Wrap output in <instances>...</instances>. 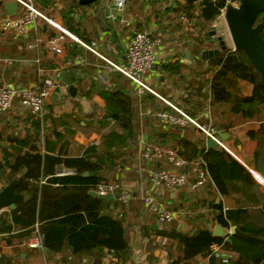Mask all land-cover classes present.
<instances>
[{
    "label": "crops",
    "instance_id": "0c3cea01",
    "mask_svg": "<svg viewBox=\"0 0 264 264\" xmlns=\"http://www.w3.org/2000/svg\"><path fill=\"white\" fill-rule=\"evenodd\" d=\"M150 1H125L122 10L116 8L115 0H97L88 5H81L79 0H37L35 5L54 24L82 43L93 46L100 56L113 63L123 60L127 42L134 32L148 31L153 39L159 38L155 64L145 77V82L160 98L185 114H191L198 124H216L215 129L219 133L229 135L223 142L225 149L218 147L213 150V155L217 156L224 150L249 172L258 188L252 189L247 200L237 191L225 196L218 194L210 181V188L204 185L193 191L188 188L176 193L164 188L152 191L147 172L153 166L146 165L140 158L141 146L146 143L155 145L158 137H166L170 133L181 137L187 132L188 137L194 138L201 136V132L189 125L187 131L161 128L156 115L170 108L150 93L140 94L132 83L128 86L135 99L132 130L121 129L111 117V107L100 95L105 88H113L117 74L101 58L69 38L64 40L62 54L52 53L47 47V40L59 32L41 20L37 21L35 30L22 37L0 31V81L12 82L18 88H42L45 78L36 74L35 58L40 59L51 76L56 71L60 74L45 99L41 118L32 115L18 101L14 102L10 111L0 113V168L5 160L10 159L13 151L25 153L33 147L40 154L81 157L88 147L98 148L102 138L110 132L122 135L123 140L130 143L124 148L129 161L117 165L110 173L113 181L121 183L131 195L125 214L130 247L126 264L173 262L163 248L167 240L150 231L151 222L157 226L159 224L143 206L142 198L148 192H152L153 197L166 208L181 213L180 219L172 224L183 233L202 226L213 231L219 225L203 199L213 198L223 213L244 206L259 208L258 205L264 201V177L253 169L257 142L247 137L249 131H259L264 147V118L243 121L239 116L230 114L224 106H209L210 94L207 83L203 81L209 75L199 78L195 72V45L199 34L193 28V21L185 13L170 8L169 1ZM11 3V0H0V20L20 15L19 7L8 12L7 5ZM35 39L39 40L37 49H27V44ZM211 49L214 48L208 50ZM186 53L189 58H186ZM77 57L85 61L84 66L74 64ZM5 60H12V64L8 65ZM241 85L249 94L251 88L243 83ZM71 87L75 89V95L70 93ZM224 126H227V132ZM102 165L103 168L107 167L104 162ZM156 167L165 166L160 162ZM7 173V169L1 171V174ZM192 180L189 175L188 181ZM210 192L215 195H209ZM6 211L8 209L1 210L0 216ZM36 228L38 230L37 225L27 231H18L13 229L11 221L0 219V264H57L58 255L48 258L43 249L24 247V243L34 236ZM221 228L225 237L227 229ZM104 253L105 257L98 264H120L106 250ZM216 255L223 258L226 254L220 250ZM79 260V264H94L96 259L87 253L81 255ZM197 264H210V261L207 256H200Z\"/></svg>",
    "mask_w": 264,
    "mask_h": 264
},
{
    "label": "trees",
    "instance_id": "16d2710c",
    "mask_svg": "<svg viewBox=\"0 0 264 264\" xmlns=\"http://www.w3.org/2000/svg\"><path fill=\"white\" fill-rule=\"evenodd\" d=\"M158 1H169L170 8L185 13L193 21V28L199 34L195 45V72L199 78L209 75L208 79L203 80L210 94L209 106H224L230 114L239 116L243 121L264 118V85L241 50L219 47L218 56L198 59L209 49L205 42L209 39L213 22L228 5L239 4L241 0ZM149 2L144 0V3ZM259 24L262 25L261 36L264 39V12L255 21V26ZM115 73L113 88H105L100 95L111 107V117L120 128L131 131L135 117V99L128 90L131 82L120 73ZM241 83L251 88L249 94H246ZM224 128L227 132V126ZM175 129L187 131L186 127ZM200 134L199 137L190 138L187 132L181 137L170 133L166 137H158L155 145L163 149H176L188 172L192 165L202 160L209 181L218 194L225 196L237 191L247 200L252 189L258 188L252 176L224 150L214 156V151L205 147V136ZM247 137L257 142L253 169L264 177L263 138L259 131H249ZM129 145L122 135L112 131L102 138L98 148L88 147L81 157L40 154L33 147L25 153L13 151L10 159L5 160L0 168V192L15 181V192L23 199L14 210L3 213L0 219L11 221L13 229L18 231H27L37 225L44 254L48 258L58 255L57 264H79L80 256L87 253L92 254L96 259L94 264H98L105 257V250L120 264H126L130 257L126 205L116 199L108 201L89 193L98 184L115 181L110 172L117 165L129 161L124 151ZM103 162L106 168H103ZM61 166L72 169L74 174L57 177L56 171ZM6 169L8 173L1 174ZM205 186L210 188L211 184ZM209 195L215 194L210 192ZM202 201L208 203L221 227L230 229L234 226L235 230L224 238L213 236V231L205 226L193 227L183 233L172 223H158L157 226L151 222L150 231L167 240L163 248L172 258V263L197 264L198 257L209 256L210 247L217 244L226 254V264H264V201L258 205L259 208L244 206L224 213L213 198ZM222 259L212 254L209 261L210 264H224Z\"/></svg>",
    "mask_w": 264,
    "mask_h": 264
},
{
    "label": "built area",
    "instance_id": "2783aa9c",
    "mask_svg": "<svg viewBox=\"0 0 264 264\" xmlns=\"http://www.w3.org/2000/svg\"><path fill=\"white\" fill-rule=\"evenodd\" d=\"M21 9L18 17H4L0 20V31L3 33L13 34L15 37H22L28 34L37 27V21L41 20L50 25L59 32L55 37L47 40L49 51L60 55L63 53V43L65 38H69L73 42L79 44L84 49L92 52L97 57L101 58L113 71L120 73L128 79L140 94L150 93L164 102L170 109L163 110L156 115L158 125L164 130L174 128H185L192 125L199 132L203 133L206 139L216 140L220 148H224L223 142L218 141L219 132L213 126H202L195 120L185 114L183 111L174 107L166 100L160 98L145 82V77L150 73L156 60V48L160 44V39L151 37L148 31H137L129 38L124 54V58L120 63H113L106 58L100 56L93 46L86 45L80 40L72 36L67 31L63 30L52 21H50L42 12L36 8L37 0H11ZM149 1V0H145ZM115 5L118 10L125 7V0H115ZM224 16V10L221 12ZM39 40L27 44V49L36 50ZM8 65L12 64V60H5ZM35 71L38 77L45 78L42 88L35 86L16 87L12 82L0 81V113H5L13 108L15 101H18L20 106L29 110V112L41 118L43 114L44 102L54 85V80L58 79L60 74L56 71L52 76L43 67L39 58L34 60ZM74 64L84 66L85 61L81 58H75ZM140 158L146 165L153 166L152 170L147 172V181L150 184L152 191H157L164 188L170 193L179 192L185 188L196 190L199 187L206 185L209 182L208 171L205 163L201 160L191 166L188 172V167L184 161L178 156L175 149H163L152 144H143L140 150ZM163 162L165 167H156V164ZM167 166V167H166ZM185 167L187 170L185 171ZM72 169L59 167L56 172L57 177L73 175ZM191 175L193 180L188 181V176ZM44 183V181H42ZM91 192L100 198H106L112 195L118 202L126 205L131 198L130 192L119 182H108L98 184ZM143 206L151 213L157 223L170 224L180 219L181 213L170 210L159 203L148 192L142 198ZM231 234V230H226V236ZM225 236V237H226ZM224 237V238H225ZM24 247L27 249L42 250V237L37 228L34 231V236L29 238ZM221 246L214 244L210 247V255L217 254ZM222 263H227V257H223ZM52 264V263H46ZM119 264V263H115ZM173 264V263H172ZM182 264V263H178Z\"/></svg>",
    "mask_w": 264,
    "mask_h": 264
},
{
    "label": "water",
    "instance_id": "95a60500",
    "mask_svg": "<svg viewBox=\"0 0 264 264\" xmlns=\"http://www.w3.org/2000/svg\"><path fill=\"white\" fill-rule=\"evenodd\" d=\"M97 0H79L81 5H88ZM17 4L11 3L7 5L9 13L13 9H17ZM264 12V0H241L237 7L228 5L224 10V19L232 40L233 50H241L254 70L260 77L261 83L264 85V39L261 36L262 25H256L255 21L260 13ZM219 27H212L208 33L209 39L207 43H217L219 47L225 48V43L221 37H214L215 32ZM218 50H208L198 57V59H211L214 55L218 56ZM186 58L189 54L186 53ZM70 93L75 95V89L70 88ZM229 135L227 133H220L217 137L218 141L224 142ZM205 147L207 150H215L219 146L218 142L213 139L205 140ZM187 167H185V171ZM16 182H11L0 192V211L4 209L14 210L16 205L22 201L23 197L15 192ZM90 196H95L93 192ZM108 201L114 200L112 195L107 196ZM234 232L235 227L231 229ZM213 236L224 237V232L221 226L214 227Z\"/></svg>",
    "mask_w": 264,
    "mask_h": 264
},
{
    "label": "rangeland",
    "instance_id": "374dc122",
    "mask_svg": "<svg viewBox=\"0 0 264 264\" xmlns=\"http://www.w3.org/2000/svg\"><path fill=\"white\" fill-rule=\"evenodd\" d=\"M232 6L237 7L238 3L231 4ZM212 27H219V29L215 32L214 37H221L225 43L227 49L233 50V44L231 37L229 35V31L227 29V25L224 19V16L220 15L214 22ZM202 40H205V37L201 36ZM205 45L209 48H214L211 50H217L219 48L217 43H207Z\"/></svg>",
    "mask_w": 264,
    "mask_h": 264
}]
</instances>
